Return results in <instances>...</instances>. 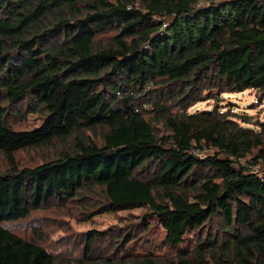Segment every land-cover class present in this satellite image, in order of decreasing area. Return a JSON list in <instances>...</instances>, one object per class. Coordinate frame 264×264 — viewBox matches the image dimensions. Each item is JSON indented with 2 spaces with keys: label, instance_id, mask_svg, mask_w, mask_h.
Wrapping results in <instances>:
<instances>
[{
  "label": "trees",
  "instance_id": "1",
  "mask_svg": "<svg viewBox=\"0 0 264 264\" xmlns=\"http://www.w3.org/2000/svg\"><path fill=\"white\" fill-rule=\"evenodd\" d=\"M247 89L264 99V0H0V264L65 263L5 223L97 190L180 248L121 233L101 264H264V119L190 110Z\"/></svg>",
  "mask_w": 264,
  "mask_h": 264
},
{
  "label": "rangeland",
  "instance_id": "2",
  "mask_svg": "<svg viewBox=\"0 0 264 264\" xmlns=\"http://www.w3.org/2000/svg\"><path fill=\"white\" fill-rule=\"evenodd\" d=\"M261 93L254 89L231 93L225 92L220 99H205L195 103L190 110H202L212 108L216 103L224 109L230 107L240 114L253 115V121L259 117L264 119V99L260 98ZM33 121L36 117L30 115ZM29 118V116H28ZM22 128L24 125H15ZM48 153L29 149L19 151L17 159L21 165L33 166L50 158ZM47 158V159H46ZM6 161L0 152V170L5 168ZM88 196V197H87ZM99 198H98V197ZM97 190L96 194H87L84 200L93 202V205L82 206L80 201L47 203L44 208L33 211L27 218L14 222H7L5 225L19 236L27 239L35 238L44 245L52 254L65 261L63 264H79L83 260L86 235L90 229L96 228L101 231L94 240L91 253V264H101L105 256H112L116 245V239L121 233L139 234L136 245L138 252H152L156 256H172L180 252L179 247H169L163 243V231L159 227L152 228L146 232L142 230V216L146 208H123L117 212L101 213L99 202L105 200ZM100 212V213H99ZM133 225V228L131 227ZM137 229V230H136ZM194 242V233L188 235L181 249L188 247ZM134 244L131 245V250ZM141 255V254H138ZM95 260V261H94ZM85 262V264H90Z\"/></svg>",
  "mask_w": 264,
  "mask_h": 264
},
{
  "label": "built area",
  "instance_id": "3",
  "mask_svg": "<svg viewBox=\"0 0 264 264\" xmlns=\"http://www.w3.org/2000/svg\"><path fill=\"white\" fill-rule=\"evenodd\" d=\"M118 94H120V92H119ZM148 107H149V104L146 103V102H143L142 105H141L140 107L137 106V107L135 108V110H136V111H139L141 108H145V109H147ZM260 174H261V176H264V169L260 172Z\"/></svg>",
  "mask_w": 264,
  "mask_h": 264
}]
</instances>
